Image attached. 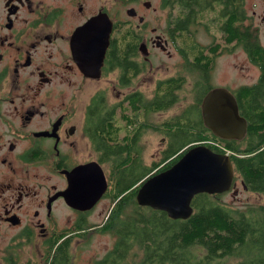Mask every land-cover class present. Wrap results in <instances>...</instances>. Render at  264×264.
<instances>
[{
	"label": "flooded vegetation",
	"instance_id": "flooded-vegetation-1",
	"mask_svg": "<svg viewBox=\"0 0 264 264\" xmlns=\"http://www.w3.org/2000/svg\"><path fill=\"white\" fill-rule=\"evenodd\" d=\"M199 1L191 0L197 6L189 27H200L211 40L200 42L190 29L198 45L193 54L184 50L178 36L181 31H176L187 21L188 13L178 3L169 11L172 17L168 15L161 34L150 25L145 11L137 10V0H0V229L8 231L16 247H48L58 236H68L71 229L84 226L100 202L112 196L107 175L106 192L89 210L68 205L64 193L78 167L90 162L103 166V129L97 120L103 112L113 114L117 141L132 144L135 129L143 128L144 118L151 113L158 82L171 80V85L177 86L173 91L177 101L167 109L179 102L178 92L189 83L184 74L157 79L153 97H146L133 85L147 67L152 68L150 57L170 55V44L182 67L195 76L190 93L203 92V98L212 88H226L235 96L243 116L237 94L264 82V0H250V8L249 0H235L238 36L233 38L226 29L228 16L220 15L222 3L209 0L201 6ZM145 2L141 4L149 10ZM163 3L160 0V8H167ZM120 5H130L125 9L126 20L120 18ZM104 15L111 22L109 44L100 75L90 77L80 66L81 28L98 16L104 19ZM250 38L256 46L248 45ZM235 49L244 58L240 68L246 73L254 68L256 77L252 84L231 89L226 83L214 82L213 76L217 60ZM199 50L208 57H199ZM107 75H114L110 82L113 102L106 99L109 85L91 87ZM235 186L229 190L234 194Z\"/></svg>",
	"mask_w": 264,
	"mask_h": 264
},
{
	"label": "trees",
	"instance_id": "trees-1",
	"mask_svg": "<svg viewBox=\"0 0 264 264\" xmlns=\"http://www.w3.org/2000/svg\"><path fill=\"white\" fill-rule=\"evenodd\" d=\"M215 1L223 5L220 15L226 13L229 18L226 27L229 35L231 38L238 36L234 25L235 0L230 3ZM206 2L209 0H200L199 4L202 6ZM175 3L188 11L187 21L177 26L176 31H181L178 36L184 43V50L194 54V47L196 49L198 45L189 26L194 22L193 10L197 5L191 0H164L163 6H168L170 11ZM172 14L169 12V16ZM248 45L256 46V43L250 38ZM198 56L208 57L201 50ZM107 64L112 65V56ZM171 83V80L158 82V90L150 104L151 112L165 110L177 101L173 93L177 86ZM164 84L168 88L165 89ZM202 96L203 92L196 93L187 109L164 122L169 126L163 130L168 145L161 151L160 160L150 165L142 160L139 144L142 127L135 129L131 144L117 141L112 113L103 112L97 118L103 129V157L100 160L108 165L109 190L113 193L112 199H117L103 230L114 234L116 240L113 247L93 264H223L229 257L237 259L233 264H264V203L235 211L219 201L221 194L201 193L192 199L191 216L176 220L168 218L164 211L136 203V192L142 180L170 167L187 148L197 144H204L215 152L228 153L235 177L239 176L246 189L264 194V82L248 86L237 94L241 114L247 122V131L241 140H223L203 125L199 114ZM144 208L150 213H144ZM84 227L71 231L79 232ZM63 235L48 245L53 252L47 251L46 264H74L70 235ZM1 264L28 263L20 262L9 252Z\"/></svg>",
	"mask_w": 264,
	"mask_h": 264
},
{
	"label": "water",
	"instance_id": "water-1",
	"mask_svg": "<svg viewBox=\"0 0 264 264\" xmlns=\"http://www.w3.org/2000/svg\"><path fill=\"white\" fill-rule=\"evenodd\" d=\"M147 7L149 2H145ZM111 22L98 16L81 28L80 64L83 72L98 77L109 44ZM204 125L224 140H241L247 131L235 96L226 88L209 90L201 101ZM64 193L68 205L89 210L108 188L106 175L96 162L78 167ZM235 171L227 153L213 151L204 144L189 147L168 168L148 176L137 189V205L164 211L168 218L187 219L193 213L192 199L197 194H222L234 185ZM243 188L246 187L243 185Z\"/></svg>",
	"mask_w": 264,
	"mask_h": 264
},
{
	"label": "rangeland",
	"instance_id": "rangeland-1",
	"mask_svg": "<svg viewBox=\"0 0 264 264\" xmlns=\"http://www.w3.org/2000/svg\"><path fill=\"white\" fill-rule=\"evenodd\" d=\"M147 0H137L136 8L139 12L147 14L150 25L156 26L158 32L165 33V26L169 15V7L160 8V0H149L150 7L146 10L141 2ZM129 6H121V19H128V15L125 13V9ZM251 7L250 0L248 1V8ZM137 23V21H136ZM190 29L196 32V38L202 43L211 40V37L203 33L202 29L196 26L190 27ZM170 55L165 53H157L150 57L148 63L152 65V68L147 67L144 73L134 79V86L139 88L146 97H153L155 82L157 79L166 78L170 75L184 74L186 80L189 83L184 86L182 90L178 92L179 102L173 107L160 111L151 112L144 118L143 131L140 134L139 144L142 147V160L144 164L150 165L153 161L160 160L161 151L166 147L167 139L166 134L163 133V129L160 127L164 125V122L180 114L182 109L188 108L193 102L194 94L190 93L191 83L195 80V76L191 71L187 72L180 64L181 59L174 50V47L169 45ZM244 58L239 49L233 50L231 53H225L217 60V69L214 73L213 80L218 83H226L231 89L236 88L240 84H252L255 81L256 70L252 68L246 73L244 69H241ZM192 74V75H191ZM114 75H107L99 82H94L92 88L100 85L101 88H105L107 85L110 88V92L107 96V101L113 99L110 82L113 83ZM112 79V80H111ZM193 95V96H192ZM140 120H143V116H140ZM105 175H108L109 168L107 164H102ZM235 191H228L222 193L219 197V201L226 204L229 208L235 211H242L249 206L264 203V194L255 193L248 189L243 188L241 180L238 175L235 177ZM113 196V195H112ZM111 197L104 198L100 204L87 216V223L85 227L79 231L69 233L70 253L74 264H92L96 259L102 258L106 252H108L115 243L116 236L109 231H104L103 227L108 220V215L111 213L112 207L116 204L117 199L113 200ZM144 213H150L147 208L142 209ZM51 249V251H50ZM47 251L53 252V248L33 246L32 244L21 245L16 247L14 243H11L8 231L0 229V264L3 257L9 252L15 254L20 262L28 264H46L47 263ZM50 256V255H49ZM47 257V258H46ZM236 258H225L223 264H233L236 262Z\"/></svg>",
	"mask_w": 264,
	"mask_h": 264
},
{
	"label": "built area",
	"instance_id": "built-area-1",
	"mask_svg": "<svg viewBox=\"0 0 264 264\" xmlns=\"http://www.w3.org/2000/svg\"><path fill=\"white\" fill-rule=\"evenodd\" d=\"M228 154V153H227Z\"/></svg>",
	"mask_w": 264,
	"mask_h": 264
}]
</instances>
